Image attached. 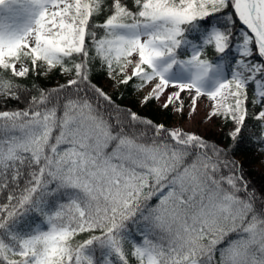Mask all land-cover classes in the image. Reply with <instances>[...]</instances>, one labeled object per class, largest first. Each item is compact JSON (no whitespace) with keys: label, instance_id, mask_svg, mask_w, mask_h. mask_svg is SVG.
<instances>
[{"label":"snow or ice","instance_id":"snow-or-ice-1","mask_svg":"<svg viewBox=\"0 0 264 264\" xmlns=\"http://www.w3.org/2000/svg\"><path fill=\"white\" fill-rule=\"evenodd\" d=\"M97 64L178 118L207 97L232 143L121 108ZM8 100L25 106L0 111V264H264V191L230 159L248 127L264 151V0H0Z\"/></svg>","mask_w":264,"mask_h":264},{"label":"trees","instance_id":"trees-1","mask_svg":"<svg viewBox=\"0 0 264 264\" xmlns=\"http://www.w3.org/2000/svg\"><path fill=\"white\" fill-rule=\"evenodd\" d=\"M130 3V0H128ZM102 34V33H101ZM192 38V37H190ZM206 58L215 60L216 54L211 49H206ZM256 59L259 61V57H256ZM235 63V59H233L232 64ZM225 70L230 73L232 70V65H229L225 68ZM102 71L101 67L96 66L94 77H93V83H96L98 86H100L99 82V75ZM10 75V74H9ZM15 82L31 87L32 84H35L37 88L43 87V88H54L58 84L54 83L53 76L49 77H36L35 74H31L27 79L23 78H12ZM62 84V83H60ZM131 92L130 85L129 86H122V89L113 92L111 95L113 96V99L116 101V104L119 105L121 108H130L132 111L137 112L139 115L147 117L149 119H152L153 121L159 123L158 115L154 111H150V114H143L139 112L134 106H130L129 103H127V95ZM32 95H35L36 92L33 91L31 93ZM253 96V86H249L248 89V107L252 110L251 100ZM30 98V97H28ZM25 104L20 101L15 100H8L7 103H0V111L2 110H11L15 108H23ZM251 112V111H250ZM248 125H252L254 122L251 119H248L246 121ZM229 122H226V126L221 129V131H214V132H207L203 137L210 141L215 142L221 147H225L232 143L228 138V128L227 125ZM259 128L258 127H248L244 130V138L240 142L239 147L230 154V159H233L237 165H242L243 172L245 174V178L250 182L251 188L257 190L259 193L260 191H264V170H259L254 166V162L257 161L258 157L263 153L264 151L261 150L260 144L257 142V137L259 135ZM241 158V159H240ZM151 205H155L157 203L156 199L153 198L152 201L149 202ZM40 217H35V220L37 223L41 222ZM42 230H47L46 224H41ZM87 238V234H81L80 236L76 237L75 243L82 242L83 239ZM151 238V237H150ZM134 239L137 242H141L142 238L139 236L134 235ZM130 250V246H126V251ZM96 258L99 259V251L96 253ZM131 259V258H130ZM215 259H219V253L217 252L215 255ZM131 264H135L134 261L131 262Z\"/></svg>","mask_w":264,"mask_h":264},{"label":"rangeland","instance_id":"rangeland-1","mask_svg":"<svg viewBox=\"0 0 264 264\" xmlns=\"http://www.w3.org/2000/svg\"><path fill=\"white\" fill-rule=\"evenodd\" d=\"M184 58V56H181ZM100 67L99 64H97ZM225 74L228 78H230L231 74ZM53 76L54 83L60 84L65 83V78L60 76L58 73L51 74ZM50 75V76H51ZM99 82L100 87L103 88L109 94H112L115 91L122 89V86L113 87L112 83L109 81L108 77L105 75L104 70L102 69L99 75ZM131 92L127 95V103L130 106H134L139 112L143 114H150V111H154L159 118V123H164L166 126H170L172 124H176L179 127H182L186 131H191L200 135H205L207 132H214V131H221L226 126V121L221 119L220 117H213L211 120H207L206 116L210 112V105L211 101L207 99V97H201L198 99L197 102L202 101L199 103L200 107L197 108V111L192 113L191 116L188 115L187 112L184 113L182 118H178L173 115V113L169 110L165 112L163 109H160L156 103L150 102L147 105L142 106L137 98L136 93L133 91L132 87L130 86ZM185 107L187 108L189 105V98L187 93L182 94ZM251 111V109H249ZM228 131L231 130V124L227 125ZM241 159V158H240ZM254 166L259 170H264V152L258 157L257 161L253 163Z\"/></svg>","mask_w":264,"mask_h":264},{"label":"bare ground","instance_id":"bare-ground-1","mask_svg":"<svg viewBox=\"0 0 264 264\" xmlns=\"http://www.w3.org/2000/svg\"><path fill=\"white\" fill-rule=\"evenodd\" d=\"M200 102H202V101L197 102V108L200 107V105H199Z\"/></svg>","mask_w":264,"mask_h":264}]
</instances>
